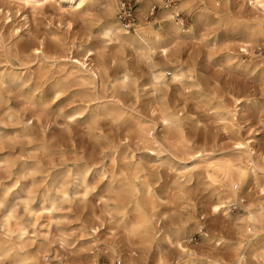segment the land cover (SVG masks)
Wrapping results in <instances>:
<instances>
[{
  "label": "clouds",
  "instance_id": "1",
  "mask_svg": "<svg viewBox=\"0 0 264 264\" xmlns=\"http://www.w3.org/2000/svg\"><path fill=\"white\" fill-rule=\"evenodd\" d=\"M0 264H264V0H0Z\"/></svg>",
  "mask_w": 264,
  "mask_h": 264
}]
</instances>
